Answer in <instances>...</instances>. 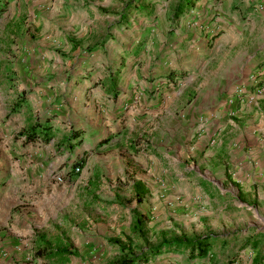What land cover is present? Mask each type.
Instances as JSON below:
<instances>
[{
	"label": "rangeland",
	"instance_id": "obj_1",
	"mask_svg": "<svg viewBox=\"0 0 264 264\" xmlns=\"http://www.w3.org/2000/svg\"><path fill=\"white\" fill-rule=\"evenodd\" d=\"M131 1H139L141 9H131ZM175 2L0 0L4 6L0 13V264H105L163 237L187 238L204 232L206 218L196 216L205 201L197 180L181 177L180 185L186 182L191 193L176 197L168 193L171 179L166 174L168 166L173 171L184 166L200 177H211L205 170L203 151L175 148L181 150L176 153L170 148L166 171L150 177L160 185L158 191L140 204L131 194V182L144 176L140 153L149 137L147 131H141L147 129L145 123L139 125L145 116L138 109L148 107L141 100L142 83H150L151 92H175L182 89L181 82L167 81L165 73L179 67L185 77L191 73L197 79L205 76L199 68L211 54L210 46L226 41L223 37L212 41L214 36L225 31L227 42L234 38L233 44L239 46V23L229 16L239 8L238 0L229 5L224 0H195L173 21L170 13ZM214 17L226 22V27ZM211 20L217 30L209 38L201 31ZM108 71L120 72L117 101H109L98 85ZM20 94L27 104L19 113L7 116L9 105ZM164 102L178 110L187 101L176 97ZM129 109L132 138L94 147L97 138L113 133L118 124L122 129L129 126ZM166 112H161L162 120L172 115ZM27 115L50 119L54 134L48 143L25 142L18 136ZM78 127L85 133L84 140L71 151L65 150L59 140L68 129ZM171 128L173 133L176 128ZM247 148L250 155L264 151L254 144L242 151L247 153ZM79 160L82 163L74 171ZM260 184L251 183L253 187ZM238 193H233L234 200L244 202L247 193ZM249 197V209H254L258 197ZM156 204L163 205V210H155ZM133 211L145 220L141 233L131 229ZM254 216L262 227L263 216L256 210ZM230 217L235 219L239 213L234 211ZM37 235L69 244L76 254L66 261L37 257Z\"/></svg>",
	"mask_w": 264,
	"mask_h": 264
},
{
	"label": "crops",
	"instance_id": "obj_2",
	"mask_svg": "<svg viewBox=\"0 0 264 264\" xmlns=\"http://www.w3.org/2000/svg\"><path fill=\"white\" fill-rule=\"evenodd\" d=\"M232 1L224 0V3L229 5ZM238 1L239 8H234L230 14L227 13L231 16L232 22L239 23V46L235 47L233 44L234 38L227 42L228 37L226 38L225 31L214 36L212 41L222 40V37L226 41L223 44L217 42L210 46L211 54L203 59L200 66L203 69L199 68L205 76L197 79L196 73L194 75L191 73L185 77L181 75V68L173 67L165 73L166 80L169 82L174 79L179 80L182 89H176L175 92L169 91V93L161 89L151 92L150 83L146 81L140 87L143 92L140 94L141 100L148 107L142 109L139 107L138 110H142L145 116L139 125L145 123L147 129L141 131H147L149 137L146 136L144 150L140 153L144 176L131 182L132 199L135 201L138 194L140 199L137 203L140 204L148 195L158 191L160 185L151 182L150 177H154L158 171H166L168 161L166 156L170 148H173V152L176 153L178 151L181 153V150H175V148H184V151L188 152H192V148H195L198 149L199 154L203 151L201 155L204 158L205 170L211 177H200L184 166L181 169L179 167L178 171H173V168L170 169L171 166H168L169 172L166 174H170L171 179L168 183L171 186L168 193L176 197L191 193L187 183L183 182L184 185L181 186L179 180L181 177L185 180L195 177L197 188L204 193L206 201L198 206L196 215L198 220L201 216L206 218L202 226L204 232H194L184 236L187 238L202 235L214 236L213 242L208 245L202 256L190 257L187 250L182 249H163L159 254L148 257L141 264H264V196H261L264 195V186H262L264 151L251 155L248 148L247 153L242 151L243 147L253 144L262 146L264 149V0ZM187 12L190 13V10ZM218 19L222 20L218 17L213 18L214 21ZM213 20L201 31L209 38L215 35L213 31L217 30ZM219 23L226 24L223 20ZM228 26L227 29L230 28ZM207 40L208 38L205 42ZM210 65L213 66L210 68ZM119 73L111 72L110 74L108 71L98 81V85L109 97V101H117L120 96V90L117 87ZM112 78L113 90L108 87ZM236 88L241 90L242 95L236 92ZM258 89H260L259 93L256 92ZM168 94L171 96H167ZM176 97H182L183 101H187L178 110L174 109L175 106H168L164 102L166 98L170 101ZM27 101L26 99L24 105L15 113H19ZM162 111L172 115L162 120ZM176 111L177 114H175ZM132 116V109H129L127 117L129 126L122 129V125L118 124V128L113 133L97 138L93 142L94 147L109 141L115 142L121 138L125 142L132 138L130 135L133 129L130 124ZM29 118L35 119L27 115L24 118L25 124L26 119ZM48 121L51 123L50 119ZM171 127L176 128L173 133H171ZM75 129L81 132L80 141H83L85 135L83 129L79 127ZM247 138H251L252 141ZM100 139H106V141L98 144ZM61 147L64 146L61 145ZM252 180L261 181V184L253 187ZM216 181L224 185L219 186ZM135 183L140 185V191L136 193L133 189ZM239 190L241 193L243 191L247 193V196H243V200L247 202L234 200L233 193L239 195ZM253 194L257 195L258 203H255L254 209H249L251 205L248 204L249 196ZM160 209L163 210V205L156 204L155 210ZM255 210L263 216L261 217L262 227L258 226L259 218L254 216ZM234 211L239 213V217L235 219L230 217ZM248 215L250 217H247ZM213 218H218L219 222H214ZM143 221L145 223V220Z\"/></svg>",
	"mask_w": 264,
	"mask_h": 264
},
{
	"label": "trees",
	"instance_id": "obj_3",
	"mask_svg": "<svg viewBox=\"0 0 264 264\" xmlns=\"http://www.w3.org/2000/svg\"><path fill=\"white\" fill-rule=\"evenodd\" d=\"M195 0H176L172 5L170 19L173 21L177 20L178 17L183 13L184 10L190 8ZM6 2L3 3L5 5ZM139 1H131V9L138 10L141 9ZM0 6V13L4 11V6ZM76 43L72 42V45ZM109 88L113 90L114 80L110 79ZM26 102L23 95L17 96V98L9 105L6 115L18 112L20 108ZM18 136H21L25 142H33L34 140H40L43 143H47L54 134L51 123L48 119L39 121L38 119H26V124L17 132ZM81 132L78 129H69L65 136L62 137L60 144L64 146L63 148L67 151H71L72 148L79 143L81 140ZM106 139H100L98 144H103ZM82 161H75V165L79 167ZM140 185L138 183L134 184L135 193L140 191ZM140 197L136 196L135 200L139 201ZM133 221L131 225L132 231L136 233L142 232V227L144 226L143 216L137 212H132ZM214 236L202 235L195 236L192 238H186L183 236H171L163 237L154 245H149L146 247H141L136 252L129 250L128 252L121 254L114 260L107 262L105 264H141L147 260L148 257L155 256L159 254L163 249L166 250H187L188 255L192 256H202L205 254L208 245L213 242ZM124 250V247H121ZM34 253L37 257L44 259H55L56 261H66L69 255H75L76 252L73 250L69 244L62 243L60 241L50 242L42 235H37L34 239Z\"/></svg>",
	"mask_w": 264,
	"mask_h": 264
},
{
	"label": "built area",
	"instance_id": "obj_4",
	"mask_svg": "<svg viewBox=\"0 0 264 264\" xmlns=\"http://www.w3.org/2000/svg\"><path fill=\"white\" fill-rule=\"evenodd\" d=\"M256 92L259 93V92H260V89H258ZM73 170H74V171H77V170H78V167H77V166H74V167H73ZM58 179H59V178H58Z\"/></svg>",
	"mask_w": 264,
	"mask_h": 264
}]
</instances>
